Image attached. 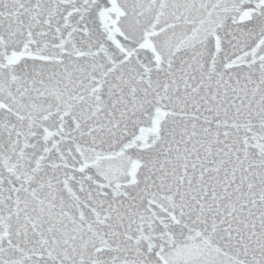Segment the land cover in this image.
Returning <instances> with one entry per match:
<instances>
[{
    "label": "snow or ice",
    "instance_id": "obj_1",
    "mask_svg": "<svg viewBox=\"0 0 264 264\" xmlns=\"http://www.w3.org/2000/svg\"><path fill=\"white\" fill-rule=\"evenodd\" d=\"M0 264H264V0H0Z\"/></svg>",
    "mask_w": 264,
    "mask_h": 264
}]
</instances>
